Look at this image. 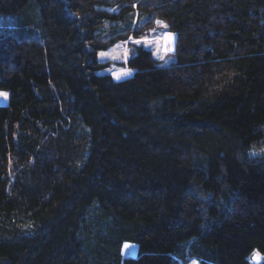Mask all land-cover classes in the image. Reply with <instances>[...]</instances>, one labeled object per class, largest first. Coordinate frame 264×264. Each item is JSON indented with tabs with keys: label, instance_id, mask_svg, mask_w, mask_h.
I'll return each instance as SVG.
<instances>
[{
	"label": "trees",
	"instance_id": "1",
	"mask_svg": "<svg viewBox=\"0 0 264 264\" xmlns=\"http://www.w3.org/2000/svg\"><path fill=\"white\" fill-rule=\"evenodd\" d=\"M105 20L117 38L164 21L172 61L141 47L133 78L98 77ZM0 88V264L264 254V157L247 155L264 146V0H0Z\"/></svg>",
	"mask_w": 264,
	"mask_h": 264
},
{
	"label": "clouds",
	"instance_id": "2",
	"mask_svg": "<svg viewBox=\"0 0 264 264\" xmlns=\"http://www.w3.org/2000/svg\"><path fill=\"white\" fill-rule=\"evenodd\" d=\"M98 10L111 14L117 9L116 7H111L99 8ZM76 15H79V13H76ZM119 27L123 28V24H120ZM164 27H167L166 23L162 20H157L154 26L145 28L143 30L144 34L140 36L128 32L126 33V38H117L112 34L109 22L105 20L102 27L97 30V39L95 41L96 44L102 46L96 53L98 58L96 75L104 77L105 73H107L115 83L133 78L137 68L130 64V60L138 57L141 47L144 50L150 49L152 57L163 61L165 64L168 63L171 58L170 54L175 51L174 35L171 32L162 31ZM10 96L11 92L8 89L0 88V97L9 99ZM247 155L249 158L264 157V146L257 147V145L251 144ZM246 260L247 264H261V261L264 260V254L256 248L247 255ZM193 264H198V262L194 259Z\"/></svg>",
	"mask_w": 264,
	"mask_h": 264
},
{
	"label": "bare ground",
	"instance_id": "3",
	"mask_svg": "<svg viewBox=\"0 0 264 264\" xmlns=\"http://www.w3.org/2000/svg\"><path fill=\"white\" fill-rule=\"evenodd\" d=\"M7 101H8V99H5L3 97H0V103L6 104ZM133 245H134V243H131V242H129V243L126 244V246H128V248L125 247V249H124L126 255H132V253L135 250Z\"/></svg>",
	"mask_w": 264,
	"mask_h": 264
},
{
	"label": "rangeland",
	"instance_id": "4",
	"mask_svg": "<svg viewBox=\"0 0 264 264\" xmlns=\"http://www.w3.org/2000/svg\"><path fill=\"white\" fill-rule=\"evenodd\" d=\"M164 30H165V27L162 29V31H164ZM165 32H169V31H165ZM171 33H172L173 35L175 34V33H173V32H171ZM175 40H176V34H175L174 42H175ZM174 46H175V45H174ZM170 57H171V56H170ZM173 59H174V58H173ZM171 61H172V58H170L169 62L166 63V64H169ZM160 63H161L162 65L165 64L163 61H160ZM133 246H134V249L136 250V245L134 244ZM125 247H126V245H125ZM124 249H125V248H124ZM135 250H134V252H133L132 254L135 253ZM123 253H125V251H124ZM125 255H126V253H125ZM191 264H193V262H192ZM198 264H199V263H198Z\"/></svg>",
	"mask_w": 264,
	"mask_h": 264
},
{
	"label": "crops",
	"instance_id": "5",
	"mask_svg": "<svg viewBox=\"0 0 264 264\" xmlns=\"http://www.w3.org/2000/svg\"><path fill=\"white\" fill-rule=\"evenodd\" d=\"M164 31H166V30H164ZM174 38H175V34H174ZM176 41V40H175ZM174 45H175V43H174ZM175 47V46H174Z\"/></svg>",
	"mask_w": 264,
	"mask_h": 264
},
{
	"label": "snow or ice",
	"instance_id": "6",
	"mask_svg": "<svg viewBox=\"0 0 264 264\" xmlns=\"http://www.w3.org/2000/svg\"><path fill=\"white\" fill-rule=\"evenodd\" d=\"M126 248H128V246H126Z\"/></svg>",
	"mask_w": 264,
	"mask_h": 264
},
{
	"label": "water",
	"instance_id": "7",
	"mask_svg": "<svg viewBox=\"0 0 264 264\" xmlns=\"http://www.w3.org/2000/svg\"><path fill=\"white\" fill-rule=\"evenodd\" d=\"M124 256H126L125 253H124Z\"/></svg>",
	"mask_w": 264,
	"mask_h": 264
}]
</instances>
